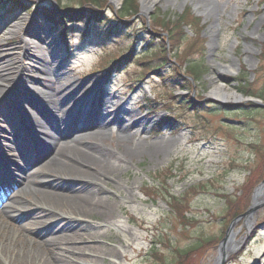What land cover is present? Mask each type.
Masks as SVG:
<instances>
[{"label":"rangeland","instance_id":"1","mask_svg":"<svg viewBox=\"0 0 264 264\" xmlns=\"http://www.w3.org/2000/svg\"><path fill=\"white\" fill-rule=\"evenodd\" d=\"M8 1L0 0V68L13 71L4 76L8 78L0 77V94L5 95L0 114L12 109V104L13 109H20V100L12 99L6 91L15 86L17 73L27 70L29 80L21 85L20 93L25 91L41 107L51 108L54 104H48L40 95L45 93L44 87L61 90L64 95L76 91L77 96L82 95L78 103L85 104L87 110L93 104L99 105L103 116L114 119L104 129L106 142L116 148L123 133L120 145L135 152L127 160L117 153L109 154L106 158L113 174L96 175L97 181L82 184L79 192L93 198L86 206L87 215L80 217L68 210L49 211L45 219H52L25 239L14 231L20 225L19 220L5 211L10 196L24 182L20 183L18 173L0 176V264H24L18 256L36 251L31 240L51 238L59 239V242L50 240V244L58 245L53 250L62 258L61 264H179L176 251H189L180 264H214L219 244L231 223H225L224 217L232 211L233 204L237 203L240 209L249 192L250 204L254 191L264 182V110L226 112L221 108L250 100L257 105L264 99V0H153L146 15L138 0L137 19L133 18L129 30L140 33L143 24L139 19L150 28L155 17L154 28L159 36L148 39L153 43L150 46L138 43L135 52L154 50L163 39L172 63L186 60L202 63L200 80L184 90L180 89L187 86L183 81L178 85L166 80L165 85L162 78L154 75L138 80L136 68L129 63L109 76L113 62L106 56L118 54L113 48L126 50L124 41L112 46L102 36L92 42L90 34L79 31L82 27L67 23L64 42V31L30 11L34 3L48 4L47 0H27L26 8L5 16L2 12L8 9ZM106 2L116 11L122 6V0ZM60 3L62 7L81 8V0ZM104 13L108 18L112 16L109 10ZM183 13L189 15V21L195 18L196 28L185 25L182 33H178L182 42L176 51L170 52L167 25L163 29L158 25L173 22ZM36 33L45 39L36 41L28 37ZM40 59L57 62L58 67L49 73L37 71L35 64ZM241 80L246 82L247 95L238 91L243 86ZM216 88L241 95L240 102L212 101L210 93ZM68 102L55 105L53 111L58 118L65 114L62 120L69 132L63 138L65 141L71 140L72 128L76 126V115L64 112ZM168 103L169 109L165 107ZM34 114H30L27 122L33 116L38 117ZM3 121L0 116V165L6 166L9 160H17L10 137H15L19 128ZM159 122L162 126L157 129ZM122 125L126 128L122 129ZM82 127L81 134L99 129L92 122ZM159 142L167 143V152L159 156L149 154L147 149ZM52 154L53 148L42 154L29 149L27 167L40 168ZM260 171L262 180L255 184V174ZM152 186L158 188L154 196L144 191ZM54 189L66 196L75 193L73 183H68L66 177L55 182ZM30 192L24 189L25 194ZM170 197L179 200L193 225L179 224L167 206ZM255 212L250 229L242 218L234 223L232 233L237 247L223 264H264V200ZM201 241L204 245H200ZM32 264L41 263L34 258Z\"/></svg>","mask_w":264,"mask_h":264},{"label":"bare ground","instance_id":"2","mask_svg":"<svg viewBox=\"0 0 264 264\" xmlns=\"http://www.w3.org/2000/svg\"><path fill=\"white\" fill-rule=\"evenodd\" d=\"M114 1V0H113ZM153 0H141V9L143 12H147L152 4ZM30 39L36 41L44 40L45 36L41 34L28 35ZM24 44L27 46V42L24 40ZM38 65V66H37ZM37 71L40 72H52L58 67V63H52L48 60H41L35 64ZM30 68V67H29ZM22 70V69H21ZM21 70L15 76V86L11 88L7 94L18 97L21 90V85H26L28 82L27 70L21 72ZM13 69L7 67H1L0 75L2 78L6 75L12 74ZM1 78V79H2ZM0 79V80H1ZM37 83V81H35ZM41 83V82H40ZM45 93H40L41 97L46 99L48 104L53 103L51 108H43L34 100L29 101L25 107L19 110H13L3 112L0 116L3 118L5 124H21L24 120L27 121L30 118V113H35L37 110L38 118L32 117V121H29L28 125H24V139L20 140L17 136L13 137L10 141L14 143L12 151L17 160H9L6 166L4 163L0 165V176L6 178L10 173H18L20 183L23 186L20 190L16 191L9 198V203L5 207L6 214L9 217L17 219L20 225H18L14 231L21 238H28V234L32 231H37L40 227L44 226L52 218L48 216L49 211L53 210H68L70 213L76 214L80 217L87 215L88 212L86 206L92 203L93 198L90 194H82L79 191L83 185L88 182H94L96 175H111V166H109L108 159L109 154L117 153L121 159L127 160L132 158L134 152L127 150L120 144L123 141L124 134L120 133L119 139L116 142V148H113L108 144L104 130L109 124L114 122V119H110L108 116L101 114V106H91V110H85L84 105L79 104L81 96L76 95V91L71 92L68 95L61 93V90L55 91L52 88L44 87ZM38 94V92H37ZM4 95L0 94V103L3 102ZM37 98V97H36ZM210 98L221 102H238L241 100V96L233 93H227L223 88H216L210 93ZM67 101L65 113L76 115V126L73 129L72 138L69 141L63 140L64 136L69 132L66 131L64 126L65 122L60 119L53 118V111L56 109L55 105H63ZM38 103V107H37ZM67 104V103H66ZM81 106H79V105ZM3 111V110H2ZM32 122V123H31ZM92 122L96 126H99L96 131L91 133L81 134L79 130H84L81 125ZM17 124V127H18ZM126 126L122 125V129ZM167 143L159 142L154 146L149 147L147 152L151 155H163L167 152ZM47 148H53V154L50 158L40 167L35 170H31L27 167L28 163V151L29 149L35 153H43ZM21 160H19V159ZM62 177H66L68 183H73L75 187V193L71 196L57 193L54 189V183ZM83 184V185H82ZM1 186V184H0ZM31 190L30 194L24 193V189ZM33 197L34 199H32ZM264 200V183L254 193L252 197L251 206L257 208V206ZM256 211V210H255ZM252 212L245 221V226L250 229L253 224L256 212ZM11 217V218H12ZM24 232V234H22ZM234 236L231 234L227 243L223 247V253L229 256L237 247V243L234 242ZM52 242L59 239H50ZM50 240L32 241V245L36 248V251L19 254L18 260L24 264H32L34 258L40 261L41 264H61V259L54 252L53 246L50 244ZM58 244V243H57ZM221 255V254H220ZM219 256L215 258L214 264L218 263ZM76 263H79L74 258ZM63 262V261H62ZM84 262V261H82Z\"/></svg>","mask_w":264,"mask_h":264},{"label":"trees","instance_id":"3","mask_svg":"<svg viewBox=\"0 0 264 264\" xmlns=\"http://www.w3.org/2000/svg\"><path fill=\"white\" fill-rule=\"evenodd\" d=\"M57 4V11L51 7H44V6H33L38 11L43 13V16L51 21L54 24L61 25V29H65L66 23L68 21H84L86 23V27L90 29L92 27V24H103L104 25V31L105 33V39L110 42H121L124 41L126 45V50L120 51L117 56H114L113 54H108L106 58H111L118 63L120 66L124 64H131L136 69L135 71L138 72V74L135 76L136 79L141 80L145 78L147 75H155L157 77L162 78L164 80L165 85L166 80L171 81L173 83H176L178 85H182V81L186 83L187 86L182 85L180 89H189L192 87V84L194 82H197L200 80L201 76L203 75V67L202 63L198 60H186L185 62L181 61H175V63H172L167 58V50H166V43L165 40L161 39L160 45L157 46L154 50H147L143 53L137 54L136 47L137 43L139 41H142L143 44H147L150 46V44H153L148 39L154 40L159 35L156 32V28L154 26L156 25L155 17L151 19V26L150 28H147L144 24L143 19H139L142 24L143 28L141 29V34L139 35V32L137 30H129L130 25L132 23V18L136 16L137 10H138V0H122V6L118 11H114L110 5L107 4L106 0H81V4L79 3L82 11L80 10V13H77L74 11L72 6L69 7H62L60 1L61 0H54ZM29 1L27 0H9L8 6L9 9L7 13H13L14 11L20 9V8H26V4ZM108 8L112 12V16L108 18L104 10ZM33 8H30V10ZM70 10V12L59 15V12L63 10ZM65 19V20H64ZM137 19V18H136ZM195 18H193L191 21H189V15L188 14H181L176 17V19L172 22H165L162 23L161 26L158 25L159 28L163 29L165 25H167V33L169 34V46H170V52L176 51V47L179 45L180 42H182V38L178 35V33L181 32L182 28L186 25L189 28L190 26H194ZM196 28V27H195ZM194 28V29H195ZM132 31V32H131ZM174 31L177 32L176 35H174ZM95 34H97L96 30L94 31ZM182 33V32H181ZM172 35V36H171ZM174 35V36H173ZM97 36V35H96ZM99 37V36H97ZM192 47L196 53H199V50L192 45ZM201 49V47H200ZM191 55V52L189 53ZM123 56L122 59H119L120 56ZM118 58V59H117ZM118 65V66H119ZM178 67L180 69H178ZM183 71V75L181 74V71ZM168 73V74H166ZM166 75V76H165ZM165 77V78H163ZM243 79V78H242ZM225 82H229L230 79H225ZM192 83V84H191ZM241 83L243 86L238 89V91L244 95H247L248 92L245 90L246 82L245 80H241ZM170 98H174L173 95H169ZM189 99L191 100V95L189 96ZM260 99V98H259ZM189 100V102H190ZM264 102V99H261ZM193 101L190 102L192 105ZM166 108H170V103L166 104ZM223 111H231L230 109H237L239 111L245 112V111H258L262 110L259 106L253 104V103H244L241 105H236L232 107L228 106H222L221 107ZM169 120V118L167 119ZM159 124L157 125V127ZM252 148L256 149V146H252ZM264 156H262L263 159ZM253 174V173H252ZM262 173H260L256 176L255 184L260 182L262 180ZM253 177V176H252ZM153 188L146 187L144 191L148 190V193L151 194V196H154V191H156L158 188L152 186ZM193 192L195 189L193 188ZM250 193L249 192L246 196V202L242 204L241 208H238L237 203L232 205V211H228V214L225 218V223H230L234 218L237 216L243 214L245 210L249 206V200H250ZM148 194V195H149ZM150 196V195H149ZM231 203V202H230ZM167 206L169 209L173 211V215H175L177 221L182 227H190L193 225V221L189 220L182 208L181 204L179 203V200H177L174 197H170V203H167ZM231 209V208H230ZM227 221V222H226ZM217 242L218 240L215 239ZM210 242V241H209ZM204 245V242L201 241L200 245ZM197 248V247H196ZM195 250H190V252ZM177 253V260H179V264L183 260V258H187L189 255V251L187 252H178Z\"/></svg>","mask_w":264,"mask_h":264},{"label":"water","instance_id":"4","mask_svg":"<svg viewBox=\"0 0 264 264\" xmlns=\"http://www.w3.org/2000/svg\"><path fill=\"white\" fill-rule=\"evenodd\" d=\"M153 5V4H152ZM152 7V6H151ZM151 9V8H150ZM149 9V10H150ZM148 10V11H149ZM141 11H142V9H141ZM148 11L146 12V13H148ZM142 13L144 14V15H146L145 14V12H143L142 11ZM263 108H264V104H260ZM255 193V192H254ZM254 196V195H253ZM259 206H257V208H258ZM257 208H255V207H252V206H250L249 208H248V210L241 216L242 218H247L252 212H254ZM235 221L236 220H234L230 225H229V227H228V229L226 230V232H225V235H224V237H223V239L221 240V242H220V244H219V247H218V256H219V259H218V263L217 264H223L224 262H225V260H226V258L228 257V253L227 254H225V252L223 253V247L225 246V244L227 243V241H228V239H229V237H231V231H232V227H233V225H234V223H235ZM235 250V249H234ZM234 250H232V252L234 251ZM231 252V253H232ZM230 252H229V254H231ZM221 254V255H220Z\"/></svg>","mask_w":264,"mask_h":264}]
</instances>
